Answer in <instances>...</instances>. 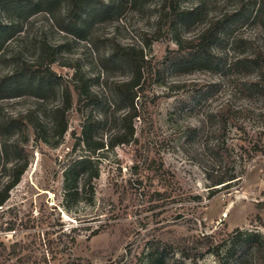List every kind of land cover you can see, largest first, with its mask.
<instances>
[{"label": "rangeland", "instance_id": "1", "mask_svg": "<svg viewBox=\"0 0 264 264\" xmlns=\"http://www.w3.org/2000/svg\"><path fill=\"white\" fill-rule=\"evenodd\" d=\"M180 5L193 12L185 36L216 17L227 18L228 63L243 56L253 41L264 46V12L256 16L255 0H180ZM65 8L64 0H20L4 9L0 78L21 62L35 63L42 51L41 71L49 66L66 80L74 72L84 73L108 103L97 111H106L110 122L96 130L107 142L116 128L114 117L122 111L109 104L110 82L129 74L125 64L111 57L112 47L142 46L151 66L158 68L168 50L176 48L169 19L161 0H100L87 9L81 27L65 18ZM191 66L187 72L169 71L166 84L147 77L137 100L140 116L134 120L133 138L100 152L98 177L76 200L65 199L64 170L86 153L79 139L83 117L70 108L67 130L59 136L49 129L50 108L60 99L56 88L44 99L31 95L29 85L20 95L0 98V170L15 159L11 143L16 139H27L29 162L0 209V242L25 239L33 229L22 226L31 224L38 211L55 228L77 227L72 251L87 264H147L155 251H163L164 264H170L182 254L191 258L205 250L204 234H212L215 242L236 228L264 234L262 104L241 85L250 69ZM224 102L241 110L238 125L229 124L223 136L225 168L238 177L226 186H212L205 168L220 163L209 155L215 135L206 116ZM8 222L14 230H5ZM190 258H184L186 264ZM7 263L0 255V264ZM198 264H216V258L205 253Z\"/></svg>", "mask_w": 264, "mask_h": 264}, {"label": "trees", "instance_id": "2", "mask_svg": "<svg viewBox=\"0 0 264 264\" xmlns=\"http://www.w3.org/2000/svg\"><path fill=\"white\" fill-rule=\"evenodd\" d=\"M20 0H0V34L3 30L2 12L7 6L14 5ZM65 18L73 25L81 27L90 5L100 0H64ZM163 14L169 19L170 34L176 48L168 50L160 67L153 68L147 59L143 47L138 45L115 44L111 50V57L119 60L128 69V76L110 82V105H119V115L116 119L115 130L108 137L107 142L96 135L99 125L109 123L110 116L106 111H97L103 103L100 93L93 90L90 79L82 72H74L70 80L57 75L49 66L44 71L39 69L42 51L35 63L21 62L0 78V98L20 95L22 88L28 85L33 88L30 92L34 97L45 98V93L56 88L59 92V102L50 108L49 129L56 130L62 136L67 130V112L73 106L81 117L80 143L86 153L77 157L64 170L65 199L76 200L82 195L85 188H92L91 180L98 177V162L100 152L113 149L118 144L129 143L134 136V120L140 116L137 100L143 90L147 77L154 75L155 81L166 84L165 74L169 71L187 72L191 68L217 70L222 65L235 67L246 66L250 70L245 73L249 78L241 83L247 95L256 97L262 104L259 114L264 117V46L254 41L243 56L227 62L228 50V21L225 16L210 20L197 32L185 36L189 19L193 12H189L180 5V0H161ZM256 16L264 12V0H255ZM163 16V15H162ZM264 17V13H263ZM73 34L79 35L75 28ZM243 68V67H242ZM34 86H33V85ZM202 90V89H201ZM12 91V92H11ZM13 93V94H12ZM104 106L108 103L104 102ZM103 106V107H104ZM117 109V110H118ZM229 102H224L209 112V120L214 139L208 148L209 155L220 165L206 167L207 176L212 180V186L224 182L222 186L231 183L238 177L225 168L228 159L227 147L223 136L229 124L238 125V113ZM31 121V120H30ZM22 122V121H21ZM37 129V125L31 122ZM27 139H16L11 143L15 159L7 164L3 163L0 170V209L6 205L12 189L20 182L21 176L28 166V152L25 150ZM4 146V145H3ZM257 147V146H255ZM260 148L257 147L256 150ZM264 152V150H262ZM212 192L216 191L217 188ZM64 207H69L64 205ZM9 209V208H7ZM3 210H0V212ZM48 219V220H47ZM31 230L26 238L13 240L9 244L0 242V255L8 261L7 264H50L59 260L63 264H87L84 257L75 254L72 250L77 244V227L70 229L54 227L49 217L38 214L31 219V224L22 226ZM5 230H14V223L8 222ZM33 231V232H32ZM98 230H93L95 234ZM90 234V235H91ZM212 234L203 235L205 250L197 251L193 256L182 254L181 259H173L170 264H186L185 259L190 258L189 264H198V257L205 253L215 256L216 264H264V234L259 230L239 229L227 233L221 240L214 241ZM12 262H9L11 261ZM147 264H164L163 251L150 254Z\"/></svg>", "mask_w": 264, "mask_h": 264}]
</instances>
